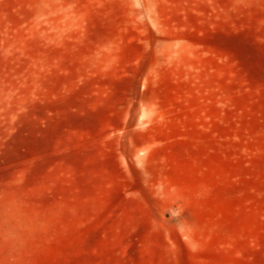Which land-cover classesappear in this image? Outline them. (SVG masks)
Masks as SVG:
<instances>
[{
  "label": "rangeland",
  "instance_id": "1",
  "mask_svg": "<svg viewBox=\"0 0 264 264\" xmlns=\"http://www.w3.org/2000/svg\"><path fill=\"white\" fill-rule=\"evenodd\" d=\"M0 264H264V0H0Z\"/></svg>",
  "mask_w": 264,
  "mask_h": 264
},
{
  "label": "crops",
  "instance_id": "2",
  "mask_svg": "<svg viewBox=\"0 0 264 264\" xmlns=\"http://www.w3.org/2000/svg\"><path fill=\"white\" fill-rule=\"evenodd\" d=\"M113 61V60H112ZM131 64H135L136 67H132L130 69V75L133 76L135 74L138 75L139 73V69H138V60H136L135 62H131ZM114 65V62H111L110 63V66H113ZM170 65L171 67L169 68V72L175 76V75H178L175 79H172V85H171V88L168 92L169 95H172V96H178V97H181V96H185L186 95V91L184 88H181V81L184 82V79L181 78V72L182 74H185L186 70L183 69L181 71V67H179L178 69L175 68V65H179L178 63L175 62V60H170ZM119 72V69L115 68V67H108L106 69V73L108 75H116L117 73Z\"/></svg>",
  "mask_w": 264,
  "mask_h": 264
}]
</instances>
